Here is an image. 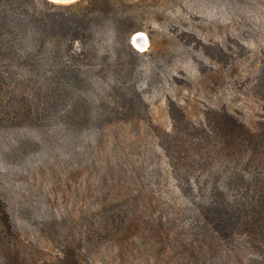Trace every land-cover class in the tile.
<instances>
[{"label": "rangeland", "instance_id": "374dc122", "mask_svg": "<svg viewBox=\"0 0 264 264\" xmlns=\"http://www.w3.org/2000/svg\"><path fill=\"white\" fill-rule=\"evenodd\" d=\"M76 2V75L0 85V264H264L203 196L264 184V0Z\"/></svg>", "mask_w": 264, "mask_h": 264}, {"label": "trees", "instance_id": "16d2710c", "mask_svg": "<svg viewBox=\"0 0 264 264\" xmlns=\"http://www.w3.org/2000/svg\"><path fill=\"white\" fill-rule=\"evenodd\" d=\"M108 1L105 3L109 4ZM95 2L79 0L66 6L92 8ZM34 4L35 0H0L1 86L7 84L5 79H10L12 85L19 80L24 84L25 78L35 83L43 80L40 86L55 87L60 84V78H72L78 71L71 60L59 56L58 50L64 41L71 44L80 38L72 24L76 15L65 17L59 14L63 15L59 18L58 14L46 11L39 13V19H36L30 14ZM19 44L24 46L18 48L16 45ZM203 196L208 210L205 227L211 224L214 233L230 236L231 241L235 236L242 237L245 245L247 243L258 252H264V184L206 187ZM215 207H223V211H215Z\"/></svg>", "mask_w": 264, "mask_h": 264}, {"label": "water", "instance_id": "95a60500", "mask_svg": "<svg viewBox=\"0 0 264 264\" xmlns=\"http://www.w3.org/2000/svg\"><path fill=\"white\" fill-rule=\"evenodd\" d=\"M50 1H53V2H59V3H70V2H74V1H78V0H50ZM141 37V34L140 33H137L134 35V41Z\"/></svg>", "mask_w": 264, "mask_h": 264}]
</instances>
